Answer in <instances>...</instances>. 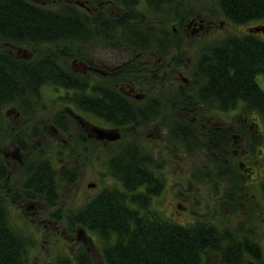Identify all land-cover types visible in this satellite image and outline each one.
Segmentation results:
<instances>
[{
	"label": "trees",
	"instance_id": "16d2710c",
	"mask_svg": "<svg viewBox=\"0 0 264 264\" xmlns=\"http://www.w3.org/2000/svg\"><path fill=\"white\" fill-rule=\"evenodd\" d=\"M80 1L109 2L113 14L94 19L73 0H0V110L12 103V96L22 108L30 97H33L35 105L38 83L68 86L69 67L59 65L60 60L54 56L64 59L65 52L78 50L71 47L111 39L115 44L133 48L143 44L168 49L179 45L178 52L182 53L184 34H175L172 29L203 11L211 16L223 17L238 30L223 33L212 40H202L201 37L186 39L185 43L194 47L190 51L193 62L189 68L188 86L181 85L183 87L176 90L177 106L192 111L206 108L215 114L232 112L242 118L252 113L257 116L256 120L264 122V90L255 79L256 75L264 73V33L253 30L254 26L264 24V0ZM151 28L160 30L157 33L159 38L147 32ZM3 42L33 48L39 57L26 61L10 56L3 51L6 47ZM81 86L82 82L73 87V92L79 97H83ZM119 94L116 93L113 100L107 99V104L113 106L105 105L106 108L114 109L110 120L118 117L119 120L131 121L137 127V116H134L137 106L124 101L133 111L132 114L124 112V106L119 107L123 105ZM148 101L157 109L163 105V99L158 102V99L151 98ZM79 106L84 107L82 100ZM242 130L249 136V149L253 152L259 147L264 149V134H253L248 128ZM174 138L180 140V131L176 136L172 131L170 139ZM217 140V135H214L207 144H180L178 149L195 158L200 151L217 149V144H213ZM223 142L229 143L227 134ZM153 154L146 146L137 143L108 145L104 163L113 179L64 218L60 217L61 213L53 217L64 219L67 231L80 226L93 235L104 264H207L208 253L214 254L220 264H243L245 256L254 264H264V251L248 229L252 230L253 221L256 225L264 221L260 213L255 214L248 209L245 223L240 224L237 231L227 225L221 226L218 218L224 217V212L211 213L203 221L181 222L155 205L154 196H159L164 178L158 172L159 164ZM196 168L202 169V172L194 171L191 175L187 181L189 191L192 190L193 180L203 183L204 179L217 186L218 182L228 177L229 172L232 178L235 172L236 183L231 187L236 192L232 193L233 196L225 193L224 197L231 200V211L237 212L241 206L235 203L240 195H235L245 189L238 172L230 169L223 171L216 164L209 170H204L201 165ZM35 171H30L29 184L24 188L40 186L47 189L49 204H55V172L51 167L43 170L45 174L40 172L35 175ZM61 178L65 185L70 186L76 181L77 172L67 169ZM260 190L264 198V181ZM21 221L14 212L12 219L8 212H0V264H31L30 257L37 248L38 237ZM74 253L76 264H98L86 254L84 246L78 247ZM60 254L55 258L46 254L45 260L51 264L52 261L53 264H72L69 258Z\"/></svg>",
	"mask_w": 264,
	"mask_h": 264
},
{
	"label": "flooded vegetation",
	"instance_id": "af4514ba",
	"mask_svg": "<svg viewBox=\"0 0 264 264\" xmlns=\"http://www.w3.org/2000/svg\"><path fill=\"white\" fill-rule=\"evenodd\" d=\"M73 1L89 12L94 19L113 14L111 3L106 1L94 3ZM218 16L199 11L191 18H187L184 23L176 24L172 32L184 34L186 41L189 37H204V40H212L223 33L238 30L234 24L223 17L218 19ZM218 27L223 29L225 27V30L219 32ZM147 32L159 38L158 28H151ZM185 41L181 45L184 49L182 53L178 52L179 45L169 49L155 44H143L133 48V46L115 44L110 39L71 47L78 50L65 52L64 59L55 55L54 58L61 62L59 65L69 67L68 86L64 83L63 86L58 87L49 85L47 82L38 83L37 97L34 98L37 101L35 105L32 102L33 97H30L22 108L15 103L16 99L12 96V103L1 108L5 110L3 115L0 110V129L6 128L3 126L4 123L12 126L10 127L12 134H8L10 139L12 138V151L5 153L0 150V212H8L10 219H12V212L20 215L17 217L18 220H22L21 222L30 231L34 229L32 232L36 234L40 243L41 237H44V229L50 228V226L46 228L48 225L52 224L54 227L55 223L58 225L59 222L61 224L65 222L64 219L50 217L52 213L59 212L62 205H49L47 189H42L40 186L24 188L29 184L30 171L36 169L35 175L40 172L45 174L43 170L51 167L57 177L55 180H57L58 198L61 192L60 186L64 185L61 175L65 170H74L77 172V177L81 172V166L78 164V159L81 157L79 145L84 149L83 144L93 146L98 144L105 149L104 156H107L108 145L137 143L146 146L157 159L158 172L162 174L164 183L159 196L157 198L154 196L153 202L165 213L166 210L160 205V197L167 184L176 200L175 205L187 211L186 213L190 212L191 218L195 220L205 217L206 213L215 214L225 211L228 214L225 208L229 210L232 202L226 199L224 194L233 196L232 193L236 192V189L231 187L236 183L233 171L235 170L243 178L242 187H245L241 193L238 192L235 195H240L235 204L244 210L251 209L255 214L260 213L261 216L263 212L261 206H264V198L260 190V184L264 181V149L259 147L254 152L253 149H249L247 144L249 136L244 130L240 131L248 128L253 134L258 133L261 128L260 119L256 120L257 116L252 113L249 117L237 118L238 115L232 112L215 114L206 108L192 111L190 108L183 109L177 106L176 90L183 87L181 85L188 86L189 68L193 62L190 51L192 52L194 47H189ZM3 44L6 46L3 51L10 56L26 61L39 57L38 52L33 48L12 46L6 42ZM80 82H82L83 97L73 92L74 85ZM116 93L122 98L120 100L123 105L119 107L124 106V112L131 114L133 112L124 101L137 106V111L134 112V116H137V127L131 121L119 120L118 117L110 120L114 116L112 112L114 109H108L105 105L113 106L107 104V99L116 97ZM4 98H6L5 95ZM151 98L158 99V102L163 99L164 107L161 104L158 109L155 108L148 101ZM81 100L84 107L79 106ZM48 104L61 107L52 114L51 118L44 120L42 110ZM97 128L117 133L118 137L114 139L100 137ZM172 131L175 136L180 131L179 141L176 138L170 139ZM226 134L229 139L228 144L223 142ZM214 135L218 137V140L213 143L217 144V149L200 151L195 158L178 149L180 144H207L209 138ZM150 144L155 146L151 147ZM91 158L96 159V153L93 152L87 159L90 161ZM184 160L190 163L191 161L197 163L200 160L204 168H209L210 164L214 163L218 169L222 167L223 171L229 169L233 171V178L229 172L226 179L218 182L217 186H213L214 191H203L204 198L197 202L199 206L196 203L198 207L196 211L191 206L192 202L187 199L190 194L192 195L187 186L191 175L189 178V173L181 167ZM72 161L77 164H70ZM178 161L182 173L178 174L179 177L176 180L173 176L174 173L176 174ZM102 175L113 179L106 168ZM24 210L31 213L28 218L21 216ZM166 214L176 220L172 213ZM63 230L65 232L61 234L74 233L72 230L66 231L65 226ZM95 239L86 229H81L78 230L76 237L72 236L71 240H67L68 247L65 252L62 253L53 248L47 254L55 258L61 253L60 255L69 258L72 264L73 262L76 264L74 252L78 247L84 246L86 254L91 255L96 263L104 264ZM47 240L48 238L45 241Z\"/></svg>",
	"mask_w": 264,
	"mask_h": 264
},
{
	"label": "rangeland",
	"instance_id": "374dc122",
	"mask_svg": "<svg viewBox=\"0 0 264 264\" xmlns=\"http://www.w3.org/2000/svg\"><path fill=\"white\" fill-rule=\"evenodd\" d=\"M218 19L222 18L221 16L217 17ZM219 32H223L225 30L218 27ZM200 39H204V37H201ZM257 83L259 84V86L264 90V73L262 74H258L255 77ZM61 106H53V105H47L45 107V109L42 110V116L45 120V118L49 119L52 117V114L55 113L57 110H59ZM4 108L1 110L3 115L4 112ZM239 118V116L237 117ZM3 122H4V118L2 116ZM234 119H236L234 117ZM261 120V119H260ZM261 128L259 129V134H264V125H263V121H259ZM4 127L6 128H2L0 129V150L4 151L5 153H9V151H12V138L10 139V135L8 134H12L11 125H7L6 123L3 124ZM8 126V127H7ZM153 130V129H152ZM153 145V146H152ZM83 146H85V148L83 149L82 146L79 145L80 147V153H81V157L78 159V164L79 166H81V172L78 174V177L76 179V181L71 184L70 186L68 185H62L60 186L61 192L59 194V197H56V201L55 204L57 205H62V208L59 210V212H54L50 215V217H53V215L57 214V213H61L60 217L63 216V218L65 217V215L72 211L73 209H76L77 207H79L80 205L84 204V202H86L89 198H91L92 196H94L95 194H97L101 188L103 189V186L108 183L111 179H109V177L102 175L103 171L105 170V163H104V151L105 149L101 148L100 145L98 144H94L90 145V144H83ZM151 147H154L155 144H150ZM254 151H257V149H255ZM96 153V159H90V161L87 159L89 157L92 156V153ZM8 156L10 154H7ZM94 155V154H93ZM75 163V161L70 162V164ZM12 164V162L10 163ZM77 164V163H75ZM196 165H202L200 160L197 161V163L195 162H185L182 161L181 167L189 173V178L190 175H193L194 171L198 172L199 174H201L202 169L200 168H196ZM211 167L210 168H203L204 170H209L212 169V166L215 164L212 163L210 164ZM180 165H179V161L176 165V174L174 173L173 178L178 180V174L182 173V171H180ZM188 178V179H189ZM203 180V183L197 182V181H192L191 183V188L193 191L192 195L190 194V197L188 196L187 199L192 202V205L194 210L196 211L198 209V207L196 206V203L199 200H202V198H204V192L203 191H214L215 189L213 188V183L211 181H207V180ZM209 188V189H208ZM61 202V203H60ZM174 202V204H173ZM60 203V204H58ZM176 200L173 198V194L172 191L168 189V185L166 184V187L164 189L163 194L160 197V205L162 207H164V209L166 210V213H172L174 218L176 220L179 221H185V222H191L194 221V218H191V214L186 213L187 211H183L180 207H177L175 205ZM50 205V204H49ZM159 205V206H160ZM182 206H186L185 204H181ZM197 205L199 206V204L197 203ZM51 206V205H50ZM188 207V205H187ZM52 208V207H50ZM54 208V207H53ZM189 208V207H188ZM52 210V209H50ZM225 210L228 212V214L224 211L223 215L224 217H219L218 219L220 220V224L221 226H229L231 229H237L240 230V224H244L245 220L248 216V209L244 210V208H240L237 212H232L231 209H227L225 208ZM261 210H263V212L261 213L262 218L264 219V206H261ZM195 211H192L193 214H196ZM199 211H200V207H199ZM21 216L23 218H28L30 216V212L27 210H24L21 212ZM48 214V213H47ZM14 215H16L17 217H20V215H17L16 212H14ZM199 215V214H198ZM202 215V214H201ZM211 215V213L209 214H205V217H201L200 220H207L208 217ZM66 221V220H65ZM243 221V222H242ZM54 227L51 225H48L49 230L44 229V237H41L40 243H39V239H38V245L36 250L34 251V253L32 254V256L30 257V263L31 264H51L50 261H46L45 260V256L47 257V253L49 251H52L53 248H56L57 250H59L60 252H65V250L68 247V241L67 240H71L72 236L78 235V230H81L82 228L80 226H76L75 229H72V231L74 233H69L68 234H61L62 232H65L63 230V226H65V229L67 231V225L66 224H61V222L58 223V225L55 223L53 224ZM252 230L251 228L244 227L245 229L248 228L250 230L251 233H253L255 236V238L257 239V241L259 242V244L262 247V250L264 251V221L262 223H258L256 225V223L253 221L252 222ZM32 231L34 229H31ZM240 235V233L238 234ZM48 238L47 241H45ZM97 257V256H96ZM207 264H220L218 263L217 258L214 256V254L212 253H208L207 255ZM253 263L250 259L247 258V256H245V259L243 260V264H251Z\"/></svg>",
	"mask_w": 264,
	"mask_h": 264
},
{
	"label": "water",
	"instance_id": "95a60500",
	"mask_svg": "<svg viewBox=\"0 0 264 264\" xmlns=\"http://www.w3.org/2000/svg\"><path fill=\"white\" fill-rule=\"evenodd\" d=\"M33 1L40 2V0H33ZM253 30L254 31H260V32L264 33V24L254 26ZM97 132L99 133L100 137H107L110 139H114V138L118 137L117 133H113L112 131H105L104 129H101V128H97Z\"/></svg>",
	"mask_w": 264,
	"mask_h": 264
}]
</instances>
